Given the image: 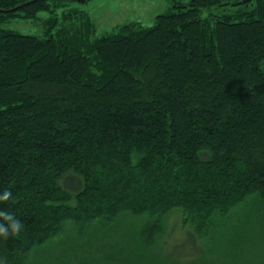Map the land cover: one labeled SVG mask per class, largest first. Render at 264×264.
Instances as JSON below:
<instances>
[{
    "label": "trees",
    "instance_id": "16d2710c",
    "mask_svg": "<svg viewBox=\"0 0 264 264\" xmlns=\"http://www.w3.org/2000/svg\"><path fill=\"white\" fill-rule=\"evenodd\" d=\"M69 1L0 0V23L47 13L0 26V264L122 213L150 242L174 207L233 261L264 243V0H174L98 36Z\"/></svg>",
    "mask_w": 264,
    "mask_h": 264
},
{
    "label": "rangeland",
    "instance_id": "374dc122",
    "mask_svg": "<svg viewBox=\"0 0 264 264\" xmlns=\"http://www.w3.org/2000/svg\"><path fill=\"white\" fill-rule=\"evenodd\" d=\"M171 1L174 0H87L69 1V5L85 11L93 23L92 35L98 36L132 20L152 25L155 16L166 11ZM66 8L63 6L57 10L61 18L59 26H82L83 18L75 17V21H70L63 17ZM46 14L40 12V18L37 19L7 20L0 23V26L15 28L24 33H41L45 30L43 19ZM243 207V211L247 212L249 207ZM182 217L181 207L165 211L159 216L161 228L154 237L152 233L147 235L146 231L148 237L152 236L150 242L141 238L144 219L129 213L116 215L106 220L105 224L103 219L85 222L82 232L77 231L73 227L74 222H71L68 230H63L54 238L55 242L46 247H36L33 260L36 264H262L264 261L261 235L256 237L253 244L243 247V256L233 261V247L227 240L219 237L215 239L210 232L205 234L201 244H196V240L193 243L192 236H189L191 241L188 240L181 226ZM236 219L235 215L233 224H236Z\"/></svg>",
    "mask_w": 264,
    "mask_h": 264
}]
</instances>
